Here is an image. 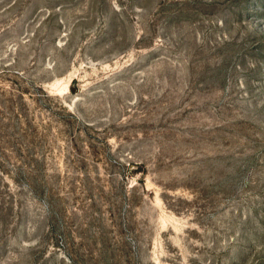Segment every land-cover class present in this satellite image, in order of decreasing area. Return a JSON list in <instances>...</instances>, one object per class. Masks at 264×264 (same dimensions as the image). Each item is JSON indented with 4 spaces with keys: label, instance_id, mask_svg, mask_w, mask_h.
<instances>
[{
    "label": "rangeland",
    "instance_id": "rangeland-1",
    "mask_svg": "<svg viewBox=\"0 0 264 264\" xmlns=\"http://www.w3.org/2000/svg\"><path fill=\"white\" fill-rule=\"evenodd\" d=\"M0 264H264V0H0Z\"/></svg>",
    "mask_w": 264,
    "mask_h": 264
}]
</instances>
